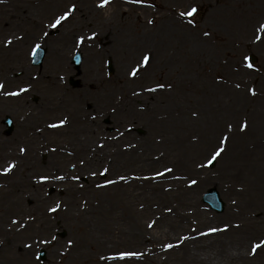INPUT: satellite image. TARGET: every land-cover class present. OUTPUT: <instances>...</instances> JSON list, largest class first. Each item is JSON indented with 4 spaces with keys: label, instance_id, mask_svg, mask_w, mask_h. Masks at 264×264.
Wrapping results in <instances>:
<instances>
[{
    "label": "rangeland",
    "instance_id": "obj_1",
    "mask_svg": "<svg viewBox=\"0 0 264 264\" xmlns=\"http://www.w3.org/2000/svg\"><path fill=\"white\" fill-rule=\"evenodd\" d=\"M57 3L68 8L62 0H0V63H8L15 49L27 57V68L0 73V84L10 83L20 99L0 113V219L19 225L3 236L0 249L12 252L6 264H264V245L252 251L264 241V104L255 94L264 91V29L244 36L247 44L228 36L223 28L231 33L230 23L242 13L227 8L231 0H143L145 10H135L154 23L133 37L162 36L161 25L176 28L166 39L171 53L174 43H192L185 57L181 49L169 62L183 73L184 87L174 81L172 94L161 100L155 75L139 82L125 75L118 30L106 55L94 58L98 75L87 68L84 44L66 46L53 29L40 38L39 24L53 26L61 16L53 10ZM193 7V15H182ZM36 45L47 50L40 66L32 64ZM57 47H67L66 67L50 69L58 77L51 84L42 72ZM79 52L83 61L76 68ZM149 52L139 50L143 62ZM148 67L156 70L153 63ZM6 115L15 123L10 136L2 124ZM211 120L217 122L208 133ZM11 149L19 155L6 154ZM217 149L222 151L211 167ZM13 162L12 172H4ZM98 184L112 186L108 211L82 205ZM212 188L225 203L222 212L203 201ZM193 240H199L198 250ZM40 249L46 260L38 258ZM122 252L138 255L121 258Z\"/></svg>",
    "mask_w": 264,
    "mask_h": 264
},
{
    "label": "bare ground",
    "instance_id": "obj_2",
    "mask_svg": "<svg viewBox=\"0 0 264 264\" xmlns=\"http://www.w3.org/2000/svg\"><path fill=\"white\" fill-rule=\"evenodd\" d=\"M236 1V2H235ZM255 0H231V4L227 6L228 9H232L234 12H239V17L235 19V21H232L230 23V32L227 31V28H223L226 34L230 36L231 38L234 37V35L240 36L242 39L243 44H247V39L244 36H248L251 33H256L257 31L260 30V26L263 23L264 19V6L262 7V1L256 0L255 5H253V2ZM101 0H62L63 6L67 9L63 10L62 8L59 7L60 3L54 4L53 10H57L61 12V16L65 13L68 12L69 15L61 21L59 24H56L55 27L45 24H39L40 28L43 30V32H40V38L46 39L47 37V32H51L52 29L56 30L59 32V37L60 40L68 46L70 42L77 41L80 44H84L86 46V62H87V68L93 69L94 71L93 74L98 75V70L96 69L97 64L95 62L96 59L99 60V58L104 57L106 55V52H108V43L111 41V38L116 35V31L118 30L121 35L120 39L116 42V48L118 50L123 52V57L126 58L125 60V67L127 68V72H125V75L128 77L132 78L135 77V81L139 82L140 79L144 78H149V76L155 75L157 78V85H163V87H159L161 89L160 94H156L157 97H159L161 100L166 99L168 96L167 92L169 94H172V91H168L169 87H173L174 81H177L179 84V89L184 87L185 82L183 80L185 78L183 77V73H181L180 70H178V65L176 67H173L169 65V62L176 61L177 59V54L179 50L183 52V57L184 55V50L189 46L191 48L192 43H181L180 44H173L174 48L172 50V53L166 46L169 44V41L166 39L169 38L170 34L176 32L175 27H166L160 25L161 33L162 36L155 35L156 37L147 39L148 36L144 35L143 40H138V37H133V35L136 36L137 33H140L144 31L146 28H149L148 25H146L143 29L142 26L144 24H150L154 23L153 20H148L144 18L140 13H138L135 8L138 6L136 9H138L140 6L141 11L143 12L145 9H143V5H140L141 2H135V0H109L108 4L104 5L103 7L100 6ZM49 4V2H48ZM241 5V6H237ZM75 6L77 9L76 12L71 11L70 9ZM127 6V7H125ZM117 7V8H116ZM43 8V7H42ZM46 8V7H45ZM48 11V10H47ZM47 11H45L46 14ZM50 12V9H49ZM59 18V17H57ZM57 18L53 20V25L55 24ZM226 19L220 18V23H226ZM170 22L176 23L175 19H170ZM174 25V24H173ZM182 25V24H181ZM83 30V33H80V31ZM148 30V29H147ZM81 37L83 39L81 40ZM183 37V36H180ZM108 39L109 42H108ZM175 45L178 46L175 49ZM7 46V45H6ZM65 49H60V48H55V49H50V58L47 59L42 76L43 78L47 80V82L50 81L52 84L53 82H57V74L55 72H50V69L53 71L57 69L58 67H66V63L63 60V53ZM141 48H146L148 49L149 52V62H143L141 59V55L138 54L139 50ZM220 48V47H219ZM20 49V48H19ZM135 49V51H134ZM221 50L224 48H220ZM4 50V41L0 40V51ZM9 49L6 51L8 52ZM225 50V49H224ZM176 51V54L174 53ZM188 51V50H187ZM9 53V52H8ZM9 54L11 55V58L9 57ZM6 57H3L1 59H8L10 58L8 63H5V61L0 63V73H6L7 72H12L13 68H27V57L24 55V52L20 49L19 52L18 50L15 49L13 50V53H9ZM65 54V53H64ZM150 54L152 55V58H150ZM147 56V54H146ZM65 57V56H64ZM63 60V61H62ZM83 61V60H82ZM183 61H186L183 60ZM182 61V62H183ZM150 63L155 64V69L153 70L151 67H148ZM86 68L84 67V70ZM133 69L136 70L135 75L132 74ZM27 70V69H26ZM91 70H88L90 72ZM185 73V72H184ZM3 74V75H4ZM122 75V74H121ZM147 82V80H145ZM262 81H260L261 84ZM146 84V83H145ZM3 85V84H2ZM124 91H128V86L126 85L124 87ZM124 92V94L126 93ZM257 93V94H256ZM256 95L259 96L257 98L264 104V91L260 90L258 88V91L255 92ZM13 94V89L10 87V83L3 87H0V113L4 110V107L8 104H12L13 102H17L20 99L17 96H14ZM15 99H13V98ZM132 99V97H131ZM51 103V102H49ZM3 104V106L1 105ZM54 103L51 105L53 106ZM70 125L74 124L75 118L72 117ZM217 121L211 120L208 122L209 127L207 128L208 133L210 131H214V125ZM240 126L241 124H236ZM238 129V128H236ZM241 132L243 129H239ZM236 131V130H235ZM237 133H240L236 131ZM69 134L71 137H75V134L69 130ZM2 143L0 142V148L2 147ZM31 146V142L29 144V147ZM6 154L9 155H19V153L15 149H11L10 152L8 151ZM22 157V156H21ZM22 160L20 159V164ZM14 166L15 163L13 162ZM24 166L20 167L21 169L18 170L20 172L24 171ZM12 172L11 170L6 172L9 173ZM17 181V180H15ZM14 185H16V182H13ZM70 188V187H69ZM76 188V186L71 185V189L73 190ZM112 186H102L100 184L94 186L91 190L92 193V198L91 200H85L83 201L82 205H89L90 206H95L94 211L100 212V210L108 211V202L105 200L106 197H108V192H110ZM213 189V188H212ZM77 190V188L75 189ZM2 191V190H1ZM104 201V202H103ZM69 203L68 199L65 200L64 203ZM107 202V203H106ZM207 204V203H206ZM210 205V204H209ZM81 206V203H80ZM102 206V207H101ZM211 206V205H210ZM225 208V206H223ZM80 209V208H79ZM85 211V210H83ZM16 219L13 218H3L0 219V246H2V243L4 241L3 236L7 234L13 235V233L18 229L19 225L16 224H11ZM138 225V224H137ZM4 226H7V230L4 229ZM11 228L13 231H11ZM87 234H89V231L87 227H85ZM138 229V227L136 228ZM131 230V229H129ZM134 232V230L132 231ZM131 232V233H132ZM87 234H85L82 238L84 239ZM135 234H138V232L135 231ZM101 240V239H97ZM106 241V239H105ZM104 241V242H105ZM196 241L198 245H192L195 250L199 249V240H193L191 243H195ZM189 243V242H188ZM155 250V248H154ZM5 249H0V263L1 264H6L7 262L6 259L11 251H6ZM8 252V253H7ZM197 252V251H195ZM12 255V254H11ZM243 257V254L241 255ZM240 256V257H241ZM237 259H240L239 257ZM143 264H148V259H146ZM153 261L154 258H151ZM197 261V260H196ZM194 261V262H196ZM192 262V263H194ZM192 263H186V264H192Z\"/></svg>",
    "mask_w": 264,
    "mask_h": 264
},
{
    "label": "snow or ice",
    "instance_id": "obj_3",
    "mask_svg": "<svg viewBox=\"0 0 264 264\" xmlns=\"http://www.w3.org/2000/svg\"><path fill=\"white\" fill-rule=\"evenodd\" d=\"M109 0H101L100 6L103 7L104 5L108 4ZM135 2H143V0H135ZM75 7V6H73ZM196 9L193 7L190 11L186 12V13H182V15H187V16H191L193 15V13H195ZM69 15L68 12H65L62 16H60L59 18H57L55 24L53 25V27L56 26V24H59L61 21H63L64 19H66V17ZM261 29H264V24H262ZM83 39V37H81V40ZM257 39H260L259 36H257ZM10 43V41H8ZM36 48H39V45H36ZM149 59L148 56L144 57V62H147ZM245 59L247 60L248 58L245 57ZM249 67H252L251 64L248 65ZM136 70L133 69L132 74L135 75ZM0 87H3L2 84H0ZM157 87H163V85H157ZM25 89H21V91H24ZM254 92V90H252ZM14 95L16 93H13ZM61 124L64 123V121L60 122ZM52 127H56V125H52ZM242 127H246V124L243 125ZM21 151H24V149L22 148ZM222 149H217V151L212 155L211 160L208 161L209 164H211L213 161H215L217 159V157L220 155ZM14 167V164H9L8 167L4 168L3 171L4 172H8L10 171L12 168ZM106 171V170H105ZM165 171H171V169H165ZM156 175H162V173H157ZM60 179H63V177H59ZM41 180H46L48 179V177L46 176H42L40 177ZM193 183H195V181H193ZM57 207H59V205H57ZM55 209H50V211H54ZM151 226V225H149ZM209 231H216V229H209ZM69 243H71V241H69ZM261 245H264V241L259 242L258 244H255L253 246L252 251L255 252L257 248H259ZM168 247H172V245H168ZM118 255L122 258L125 256H129V255H138V253H128V252H122V253H118Z\"/></svg>",
    "mask_w": 264,
    "mask_h": 264
},
{
    "label": "water",
    "instance_id": "obj_4",
    "mask_svg": "<svg viewBox=\"0 0 264 264\" xmlns=\"http://www.w3.org/2000/svg\"><path fill=\"white\" fill-rule=\"evenodd\" d=\"M43 57H44V50L39 49L36 53L35 64L41 63ZM74 62L76 63L77 66H79V64L81 62L80 54L75 57ZM110 69L112 70V67H110ZM7 123L10 126V129L8 132H11L12 125H11V120L9 118L7 119ZM204 201L207 202L208 204H210L213 209H216L218 211L223 210L224 203L221 201L219 193L215 189H211L208 193L205 194ZM42 255L44 257V253H42Z\"/></svg>",
    "mask_w": 264,
    "mask_h": 264
}]
</instances>
